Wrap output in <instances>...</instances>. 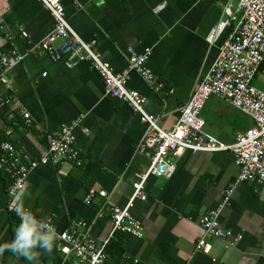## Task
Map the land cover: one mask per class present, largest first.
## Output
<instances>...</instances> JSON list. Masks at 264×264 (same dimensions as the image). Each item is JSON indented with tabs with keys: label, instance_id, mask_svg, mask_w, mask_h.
<instances>
[{
	"label": "crops",
	"instance_id": "1",
	"mask_svg": "<svg viewBox=\"0 0 264 264\" xmlns=\"http://www.w3.org/2000/svg\"><path fill=\"white\" fill-rule=\"evenodd\" d=\"M227 1L62 0V4L69 26L84 42L95 41V50L114 73L127 67L128 49L137 54L149 50L147 67L164 89L154 91L135 72L128 75L127 88L145 97L144 111L160 128L170 130L218 54L220 43L210 45L205 37L223 19ZM52 28L53 20L39 0H0V50L21 57L7 74L8 86L0 85L12 97L11 108L0 109V143L8 141L17 152L38 158L46 151L49 133L76 122L79 164L63 169L39 166L15 202L52 217L57 232L80 223L77 234L87 233L101 243L111 230V207L126 204L132 185L149 167V151H139L146 125L126 103L105 94L101 77L88 63L68 69L45 54L29 52ZM24 113L29 114V126ZM199 116L204 136L226 145L254 126L251 118L216 95L207 98ZM7 159L0 149V248L11 241L18 224L6 211ZM237 175L230 152H184L171 178H148L146 200H137L131 210L142 224L143 237L117 234L105 249L106 263L122 264L129 258L130 264L134 259L137 264H264V196L256 183H236ZM232 184L219 221L232 238H240L235 246L230 238H206L199 224ZM89 189L104 191L107 198L96 196L87 205ZM200 239L211 245L209 254L195 250ZM39 251L32 264H57ZM56 251L62 258L57 245ZM0 264L30 262L5 248Z\"/></svg>",
	"mask_w": 264,
	"mask_h": 264
},
{
	"label": "built area",
	"instance_id": "2",
	"mask_svg": "<svg viewBox=\"0 0 264 264\" xmlns=\"http://www.w3.org/2000/svg\"><path fill=\"white\" fill-rule=\"evenodd\" d=\"M39 1L49 12L53 28L38 44L31 46L29 52L45 54L53 61L63 62L68 69L81 62L88 63L101 77L105 94L126 103L139 114L141 121L146 125L139 151H149L146 155L150 159L147 171L132 185V192L126 204L123 207H111V230L101 243L87 233L77 234L76 229L82 225L80 223L68 231L57 232L55 242L62 256L61 264H107L105 249L117 234L141 239L142 224L132 215L131 210L137 200H146L144 185L148 178H171L176 169V162L184 152H230L238 169L236 183H256L260 186V195L264 196V89L253 85L256 78H261L264 84V0L227 1L222 12L223 19L205 37V41L210 45L220 43L218 54L185 106L180 109L178 121L170 130L160 128L157 119L144 111L145 97L127 88L128 75L135 72L154 91L164 89V84L155 82L153 73L147 67L149 50L137 54L128 49L127 67L123 72L116 74L110 64L95 50V41L84 42L69 26L62 0ZM19 31L24 38L28 37L22 28ZM57 41L62 42L58 48L54 47ZM20 60V56L10 57L0 50L1 86H8L7 74ZM210 95L224 99L254 122V126L237 136L231 145L208 138L202 133L204 123L199 114ZM11 105L12 97L0 90V109L11 108ZM22 117L25 125L29 126V114L24 113ZM8 118L12 121L13 116L9 114ZM75 126L76 122H73L49 133L46 137V151L38 158L17 152L8 141L0 143L1 151L8 156L5 166L10 178L6 190V211L14 215L18 222L19 218L13 209L21 205L15 200L33 170L46 165L63 169L71 164H79L75 147ZM5 135L9 137L11 130L8 129ZM234 185L224 191L217 207L206 212L199 220L206 238H230L233 240L231 246H235L234 243L240 238H232V234L221 227L219 219L230 201ZM96 196L107 198L104 191L89 189L84 203L90 204ZM98 217H101V214ZM195 250L209 254L211 245L200 239L195 245ZM129 261L127 258L122 264H130ZM133 262L137 264L138 260L134 259Z\"/></svg>",
	"mask_w": 264,
	"mask_h": 264
},
{
	"label": "clouds",
	"instance_id": "3",
	"mask_svg": "<svg viewBox=\"0 0 264 264\" xmlns=\"http://www.w3.org/2000/svg\"><path fill=\"white\" fill-rule=\"evenodd\" d=\"M19 218L11 241L0 248L10 249L16 256L22 257L32 264L39 259L40 251L51 252L57 238V226L52 217L43 216L31 208L17 206L13 209Z\"/></svg>",
	"mask_w": 264,
	"mask_h": 264
},
{
	"label": "trees",
	"instance_id": "4",
	"mask_svg": "<svg viewBox=\"0 0 264 264\" xmlns=\"http://www.w3.org/2000/svg\"><path fill=\"white\" fill-rule=\"evenodd\" d=\"M45 253L47 255L48 260L51 263L61 264L62 258L60 257V255L56 251V243H55V246L51 252H45ZM65 264H68V263H65Z\"/></svg>",
	"mask_w": 264,
	"mask_h": 264
},
{
	"label": "rangeland",
	"instance_id": "5",
	"mask_svg": "<svg viewBox=\"0 0 264 264\" xmlns=\"http://www.w3.org/2000/svg\"><path fill=\"white\" fill-rule=\"evenodd\" d=\"M253 85H254L256 88L264 89V84L262 83V81H261L260 78H256V79L253 81Z\"/></svg>",
	"mask_w": 264,
	"mask_h": 264
}]
</instances>
